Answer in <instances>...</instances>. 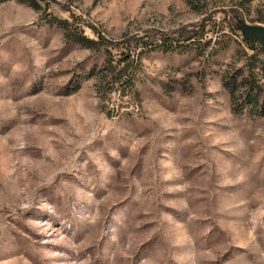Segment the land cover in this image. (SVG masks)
<instances>
[{
	"label": "rangeland",
	"instance_id": "obj_1",
	"mask_svg": "<svg viewBox=\"0 0 264 264\" xmlns=\"http://www.w3.org/2000/svg\"><path fill=\"white\" fill-rule=\"evenodd\" d=\"M45 3H0V264H264V115L221 85L250 55L232 11L264 28V0ZM206 16L204 46L139 55L134 98L97 80L120 48L49 22L110 43Z\"/></svg>",
	"mask_w": 264,
	"mask_h": 264
},
{
	"label": "trees",
	"instance_id": "obj_2",
	"mask_svg": "<svg viewBox=\"0 0 264 264\" xmlns=\"http://www.w3.org/2000/svg\"><path fill=\"white\" fill-rule=\"evenodd\" d=\"M11 0H0V3ZM24 3L33 10L39 9V3H47L46 0H14ZM71 17V16H70ZM239 17L237 10L232 11L229 29L241 44L250 52L239 51L237 60H242L241 66L226 71L221 78L222 88L227 92L232 105V112L247 111L252 116L264 115V51L255 43L245 41L240 37L236 29L234 19ZM210 16L200 18L193 25L178 26L175 29L156 31L144 29L137 36L135 34L123 36L117 42H107L94 28L91 32L96 36L95 40L89 39L78 28H70L65 21H55L58 28L64 32V39L84 49L98 51L99 49L115 46L120 48L116 59H112L106 53V59L97 80L107 91H116L119 95L136 97L134 80L138 69V58L142 52H162L183 54L208 42H202L204 28L210 22Z\"/></svg>",
	"mask_w": 264,
	"mask_h": 264
},
{
	"label": "water",
	"instance_id": "obj_3",
	"mask_svg": "<svg viewBox=\"0 0 264 264\" xmlns=\"http://www.w3.org/2000/svg\"><path fill=\"white\" fill-rule=\"evenodd\" d=\"M237 29L243 40L255 43L264 51V28L256 25H248L242 19H236Z\"/></svg>",
	"mask_w": 264,
	"mask_h": 264
}]
</instances>
